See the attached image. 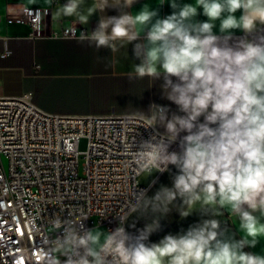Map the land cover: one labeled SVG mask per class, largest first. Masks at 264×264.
<instances>
[{"label": "clouds", "instance_id": "obj_1", "mask_svg": "<svg viewBox=\"0 0 264 264\" xmlns=\"http://www.w3.org/2000/svg\"><path fill=\"white\" fill-rule=\"evenodd\" d=\"M136 2L92 0L85 7L87 0H65L54 19L87 25L100 13L78 43L112 53L132 45L139 63L128 80L147 78L150 87L160 81L162 98L178 111L157 103L139 110L129 121L134 131L155 134L132 140L127 150L139 173L154 177L172 166L176 174L152 196L135 193L110 231L86 228L82 211L78 219L54 215L56 255L41 258L45 264H264V255L244 251L264 240V0H156L155 7L129 11ZM165 4L172 12L161 18ZM107 9L119 14L108 16ZM201 14L207 19L197 20ZM237 30L244 35L232 42ZM173 211L212 218L150 242ZM225 215L239 221L240 239L216 218ZM131 216L146 221L135 234L125 227Z\"/></svg>", "mask_w": 264, "mask_h": 264}, {"label": "built area", "instance_id": "obj_2", "mask_svg": "<svg viewBox=\"0 0 264 264\" xmlns=\"http://www.w3.org/2000/svg\"><path fill=\"white\" fill-rule=\"evenodd\" d=\"M47 14L21 7L7 18L27 26L34 39H77L87 31L69 25L47 35ZM133 116L50 114L27 94L0 97V264H45L42 252L56 255L50 223L54 215L78 219L82 211L86 228L99 224L110 231L135 193L147 194L127 145L155 133L143 127L134 131L129 123Z\"/></svg>", "mask_w": 264, "mask_h": 264}, {"label": "crops", "instance_id": "obj_3", "mask_svg": "<svg viewBox=\"0 0 264 264\" xmlns=\"http://www.w3.org/2000/svg\"><path fill=\"white\" fill-rule=\"evenodd\" d=\"M64 2L65 0H56L55 3L52 0H0V97L27 94L40 110L59 115H138L139 110L147 111L151 103L167 105L172 112L178 111L175 104L162 98L160 81L150 87L147 78L128 80L127 73L131 66L139 63L133 55L132 45L112 53L108 49L97 51L87 42L78 43L77 39H34L30 37L27 26L7 18L8 12L21 7L40 8L48 10L43 24L47 35L60 32L69 25L87 32L96 27L100 13L94 14L87 25L74 24V17L55 20L54 12ZM183 2L193 3L194 0ZM91 3L92 0H87L85 7ZM145 3L155 7L156 0H137L129 11L138 12ZM198 11L202 13V10ZM171 12L170 6L165 4L160 8V17ZM105 14L113 16L119 13L114 9H107ZM196 19L204 21L207 18L201 14ZM243 35L237 30L232 42ZM176 171L170 166L168 172L154 174V177L141 173L138 183L147 187V195L152 196L161 185L171 186V177ZM153 180L155 183H152ZM210 218L212 217L202 216L199 212L181 218L173 211L161 221V230L150 236V242H158L167 234H182L190 226ZM216 218L221 220L222 225L226 224L235 239L241 238L238 220H231L227 215ZM145 223L143 218L131 216L126 229L135 234ZM244 251L264 255V240L255 248H245Z\"/></svg>", "mask_w": 264, "mask_h": 264}, {"label": "rangeland", "instance_id": "obj_4", "mask_svg": "<svg viewBox=\"0 0 264 264\" xmlns=\"http://www.w3.org/2000/svg\"><path fill=\"white\" fill-rule=\"evenodd\" d=\"M79 150L81 152L86 150V141L82 140L79 144ZM82 163V159L80 158V164Z\"/></svg>", "mask_w": 264, "mask_h": 264}]
</instances>
